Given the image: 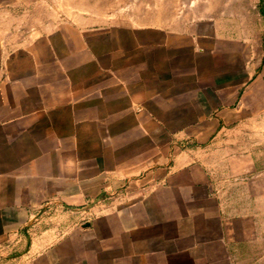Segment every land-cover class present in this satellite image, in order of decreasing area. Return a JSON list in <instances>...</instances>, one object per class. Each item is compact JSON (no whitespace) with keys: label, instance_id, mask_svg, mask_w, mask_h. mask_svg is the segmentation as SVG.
Returning <instances> with one entry per match:
<instances>
[{"label":"crops","instance_id":"obj_1","mask_svg":"<svg viewBox=\"0 0 264 264\" xmlns=\"http://www.w3.org/2000/svg\"><path fill=\"white\" fill-rule=\"evenodd\" d=\"M8 6L0 0V241L13 230L9 219L31 216L57 186L85 196L89 184L117 187L127 179L143 186L129 200L136 241L117 246L128 251L121 263L194 264L168 258L197 244L184 248L165 229L200 213L185 212L188 204L216 200L205 168L185 162V145L208 137L218 108L248 83L247 70L240 81L225 64L217 70V40L194 29L123 27L92 50L81 30L73 41L68 21L42 34L37 20L31 33L19 34L17 22L1 17ZM201 55L212 60L200 64ZM149 216L163 228L154 235L159 245L145 232Z\"/></svg>","mask_w":264,"mask_h":264},{"label":"rangeland","instance_id":"obj_2","mask_svg":"<svg viewBox=\"0 0 264 264\" xmlns=\"http://www.w3.org/2000/svg\"><path fill=\"white\" fill-rule=\"evenodd\" d=\"M8 2V12L1 17L17 22L19 34L31 33L37 20L35 29L42 34L68 21L73 41L76 30H81L92 50H97L103 45L99 38L118 34L119 28L177 26L214 37L217 70L225 64L233 81H240L247 70L248 83L236 101L218 108L219 121L208 124V137L185 145L191 150L185 162L205 168L208 193L216 202L188 204L185 212L200 213L165 231L178 235L184 248L197 244L179 255L170 252L168 258L195 259L194 264H264V0ZM207 60L212 57H199L200 64ZM206 78L202 73L200 82ZM207 109L201 103L200 115ZM136 184L127 179L117 187L111 182L102 188L89 184L82 188L85 196L74 188L64 194L57 186L55 197L37 203L31 216L8 220L13 230L0 241V264H122L128 251L117 246L136 241L134 229L130 230L136 209L129 202L143 186ZM147 221L152 227L145 232L152 231L151 242L159 245L162 240L154 235L163 228L151 216Z\"/></svg>","mask_w":264,"mask_h":264}]
</instances>
